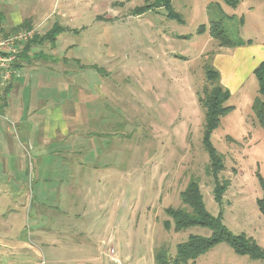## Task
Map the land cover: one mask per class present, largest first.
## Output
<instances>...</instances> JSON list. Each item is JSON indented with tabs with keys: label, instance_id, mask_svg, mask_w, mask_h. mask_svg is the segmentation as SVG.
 <instances>
[{
	"label": "rangeland",
	"instance_id": "1",
	"mask_svg": "<svg viewBox=\"0 0 264 264\" xmlns=\"http://www.w3.org/2000/svg\"><path fill=\"white\" fill-rule=\"evenodd\" d=\"M48 2L52 20L72 29L59 36L58 55L70 60L64 64L68 73L51 76L57 83L52 105L59 107L65 99L74 116L82 108L90 118L100 115L73 142L87 148L83 159L98 163L99 170L81 185L90 191L76 192L71 200L54 192L64 186L54 179L22 185L3 183L0 177V264H155L154 252L161 246L174 256L176 245L189 235L211 234L200 225L176 231L165 213L167 207L182 206L179 193L192 178L199 181L210 214H220L230 232L264 248L259 207L264 200V128L251 109L258 82L248 70V52L232 56L237 50L210 34L211 23L222 20L231 42L264 43V0H239L235 6L224 0H170L169 7L157 0ZM154 2L160 5L135 12ZM63 36L67 43H84L82 53L74 48L62 54ZM78 55L79 63L71 59ZM230 56L245 85L232 91L225 104L233 108L210 135L223 156L218 178L227 181L216 201L198 97L207 83L204 65L229 70ZM59 83H68V89L62 92ZM79 89H85L82 95ZM88 130L93 135L83 139ZM8 136L17 144L15 134L0 128V140ZM4 187L8 193L1 192ZM186 264L264 260L238 254L222 241Z\"/></svg>",
	"mask_w": 264,
	"mask_h": 264
},
{
	"label": "crops",
	"instance_id": "2",
	"mask_svg": "<svg viewBox=\"0 0 264 264\" xmlns=\"http://www.w3.org/2000/svg\"><path fill=\"white\" fill-rule=\"evenodd\" d=\"M51 14L52 10L47 0H35L33 3L28 0H0L1 32L12 33L13 28L23 23L35 30L33 41L22 44L19 49L22 51L17 60L16 71L8 83L5 100L0 109V128L8 135L12 133L18 137L17 144H13L10 136L0 140V166L3 168L0 177H3V183L7 184L24 185L27 182L55 181L64 186H61L62 189L56 188L54 192L56 194L61 192L66 199L71 200L76 192L90 191L84 190L81 185L98 174L99 170L98 163L83 159L87 148L84 150L83 146L76 145L78 142L74 138L78 140V136L82 137L83 134L80 132L89 129L87 128L89 120L97 119L100 115L96 114L90 118L82 108L81 111L77 110L75 113L77 116H74L71 107L66 108L65 99V103L62 102L59 107L52 105V99L57 94V83L52 82L51 76L57 71L64 75L68 73L64 64L70 60L67 56H62L64 60L60 59L57 51L58 40L60 33L70 27L53 21ZM55 26L60 30L56 34H51ZM61 40L62 54L74 48H78L82 53V48H85L84 43L77 44L70 40L67 43L66 36L61 37ZM231 48L237 50L232 56L237 52H248L250 58L248 70L251 73L264 60V43L253 45V42L249 41ZM217 56L219 53L215 52L214 60ZM232 56L226 58L229 70L220 72L217 68L220 83L229 90L230 95L234 89L243 88L245 85L237 76V64ZM71 59L80 62L79 55L72 56ZM59 63L63 64V68L57 67ZM58 86L62 92L68 89V83H59ZM81 90L85 89H79L80 95ZM72 120L77 121V124L74 125ZM88 131L83 139L93 135L90 130ZM60 154H64L63 158L59 156ZM8 191L6 187L1 189L2 193Z\"/></svg>",
	"mask_w": 264,
	"mask_h": 264
},
{
	"label": "trees",
	"instance_id": "3",
	"mask_svg": "<svg viewBox=\"0 0 264 264\" xmlns=\"http://www.w3.org/2000/svg\"><path fill=\"white\" fill-rule=\"evenodd\" d=\"M168 2L170 0H157ZM239 0H224L229 6H235ZM159 2L146 4L135 9V12H143L148 7H157ZM169 16L174 17L173 13ZM26 23L12 29L15 32L19 29L30 28ZM60 29L55 26L52 28L51 34H56ZM202 27H199L198 32H201ZM210 34L218 41L220 45L238 46L244 42H231L223 29V21H213L210 26ZM35 40V38H34ZM33 41V38L26 43ZM25 43V44H26ZM22 51V50H21ZM18 52V57L21 54ZM15 64L14 66H16ZM204 74L207 83L203 85L202 94L198 97V101L204 108V123L202 142L208 154L207 173L213 178V196L216 201H219L227 185V181H220L218 174L223 170V156L212 146L210 142L211 133L218 127L221 117L226 115L232 106L226 105L225 102L230 97V92L220 83V76L217 69L211 64L204 65ZM253 74L258 82V95L254 98L251 109L256 117L259 125L264 128V60L261 61L253 70ZM8 85L0 92V109L5 100V94ZM181 199V207H167L165 213L168 215L174 224L176 231L187 228L192 225H200L208 227L211 230L209 236H200L191 234L186 241L176 245V253L171 256L168 249L164 246L157 248L154 252L155 264H186L189 260L195 259L200 254L206 252L211 247L219 242L228 243L236 253L247 254L251 258L264 260V248L256 244L251 238L244 234H233L221 221V216L210 214L204 205L203 196L200 191L199 181L192 178L186 184L185 188L179 193ZM260 210L264 213V200L259 202ZM164 228H170L169 220L164 222Z\"/></svg>",
	"mask_w": 264,
	"mask_h": 264
},
{
	"label": "built area",
	"instance_id": "4",
	"mask_svg": "<svg viewBox=\"0 0 264 264\" xmlns=\"http://www.w3.org/2000/svg\"><path fill=\"white\" fill-rule=\"evenodd\" d=\"M34 35L35 30L32 28L19 29L12 33L0 31V92L10 83L16 71L14 65L17 64L21 45L32 39Z\"/></svg>",
	"mask_w": 264,
	"mask_h": 264
}]
</instances>
